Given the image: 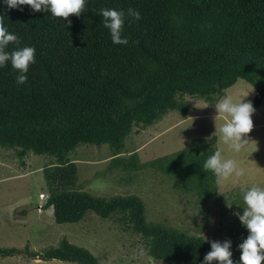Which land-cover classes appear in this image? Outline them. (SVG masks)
Here are the masks:
<instances>
[{"label": "trees", "instance_id": "1", "mask_svg": "<svg viewBox=\"0 0 264 264\" xmlns=\"http://www.w3.org/2000/svg\"><path fill=\"white\" fill-rule=\"evenodd\" d=\"M104 8L125 11L127 45L112 42L100 15ZM128 8L139 10L141 18L128 17ZM0 15L20 46L36 49L26 83L17 84L10 62L0 68V149L12 150L22 167L30 152L50 159L42 170L48 196L41 208H52L56 224L78 223L89 212L114 219L139 235L160 264H202L210 243L148 222L136 195L105 198L80 190L71 155L82 145H107L109 171L151 167L174 179L182 192L195 193L199 202L214 195L216 176L203 165L216 151L215 137L192 139L182 150L147 163L136 154L119 155L133 128L152 126L169 111L186 116L185 97L212 104L242 79L256 92L254 108L264 103V0H87L79 16L64 20L0 2ZM16 47L9 42L6 50ZM231 233L237 243L243 241L235 229ZM22 254L101 264L66 238L42 253L27 245L0 247V258ZM240 255L239 249L232 258L239 261Z\"/></svg>", "mask_w": 264, "mask_h": 264}, {"label": "rangeland", "instance_id": "2", "mask_svg": "<svg viewBox=\"0 0 264 264\" xmlns=\"http://www.w3.org/2000/svg\"><path fill=\"white\" fill-rule=\"evenodd\" d=\"M249 91L244 99L253 101L254 88L238 79L222 97L232 96L238 101ZM185 99L189 103L186 116L169 111L152 126L133 128L119 156L127 158L136 154L140 163H147L182 150L192 139L215 137L216 150H220L225 159L236 160L244 169L243 176L233 174L220 183L216 178L214 195L199 202L195 193L182 192L174 179L154 168L144 167L136 172L109 171L111 153L107 145H82L71 155L77 166L76 186L105 198L136 195L144 204L148 222L185 230L210 244L230 240L234 254L240 243L236 242L231 230L235 229L237 237L246 238L237 215L243 214V207H246L244 191L252 186L264 189V103L252 115L250 144L237 153L221 138L219 129L230 117L217 113L216 102ZM24 161L22 167L12 150L0 149V247L23 249L27 245L29 250L42 253L66 238L88 249L101 264H160L148 255L139 235L124 231L114 219H101L89 212L78 223L56 224L52 208H41L48 196L42 170L50 159L30 152ZM228 204H232L231 207ZM0 264L76 263L43 261L22 254L0 258Z\"/></svg>", "mask_w": 264, "mask_h": 264}, {"label": "clouds", "instance_id": "3", "mask_svg": "<svg viewBox=\"0 0 264 264\" xmlns=\"http://www.w3.org/2000/svg\"><path fill=\"white\" fill-rule=\"evenodd\" d=\"M8 9L21 8L28 5L33 11L43 10L54 17L66 19L70 14L79 16L85 7L87 0H0ZM22 10V9H21ZM102 23L110 32L114 44L127 45L129 40L123 35L126 13L115 8L100 10ZM127 16L135 20L141 18L137 9L128 8ZM70 23V21H69ZM9 42H14L17 47L7 51ZM11 63L17 71V84H24L28 80L29 67L36 63V49L33 46H20V40L16 33L10 32L4 21V15H0V68ZM252 91V90H251ZM234 101L232 96H224L215 103L218 114L230 117L229 122L223 124L219 131L221 138L232 150L239 153L246 149L251 140L248 134L253 129L252 115L255 108L251 100L244 98ZM203 167L211 170L217 178V183L227 180L233 174L244 175V169L240 168L234 159H225L220 150H216L204 162ZM243 214L237 213L240 222L247 229L248 235L238 245L241 250L239 261H234L232 242L215 241L211 244V250L204 255L202 264H262L264 261V189L252 186L244 191ZM231 207L232 204H228Z\"/></svg>", "mask_w": 264, "mask_h": 264}]
</instances>
